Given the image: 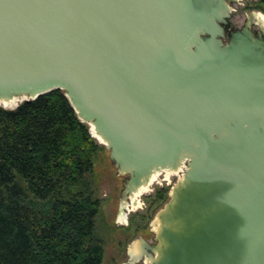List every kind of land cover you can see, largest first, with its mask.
<instances>
[{
    "label": "water",
    "instance_id": "obj_1",
    "mask_svg": "<svg viewBox=\"0 0 264 264\" xmlns=\"http://www.w3.org/2000/svg\"><path fill=\"white\" fill-rule=\"evenodd\" d=\"M238 2L0 0V106L62 90L122 202L181 173L150 264H264V25L227 32Z\"/></svg>",
    "mask_w": 264,
    "mask_h": 264
},
{
    "label": "trees",
    "instance_id": "obj_2",
    "mask_svg": "<svg viewBox=\"0 0 264 264\" xmlns=\"http://www.w3.org/2000/svg\"><path fill=\"white\" fill-rule=\"evenodd\" d=\"M90 128L60 89L0 106V264H104Z\"/></svg>",
    "mask_w": 264,
    "mask_h": 264
},
{
    "label": "rangeland",
    "instance_id": "obj_3",
    "mask_svg": "<svg viewBox=\"0 0 264 264\" xmlns=\"http://www.w3.org/2000/svg\"><path fill=\"white\" fill-rule=\"evenodd\" d=\"M258 1L259 0H242L239 4L234 5L233 7L235 10L232 12V16L229 19L228 27L226 28L227 32L240 29L249 12L260 13L264 16V14L255 7ZM258 29V25H254V31L257 32ZM16 102L17 100L13 102L14 104L4 103L5 105L1 104V107L5 109H15L23 101L18 100V102ZM90 131L93 133L92 128H90ZM96 141L100 146L104 147L95 164V172L98 176V197L102 203V215L99 218L97 228L99 234L106 241L104 264H126L128 261L126 252L131 254L132 249L137 246L131 230L132 223L135 226L140 225V222L142 221L140 215L143 210H136L138 205H134V207H130L131 211H129L128 205H125L124 207L120 205L123 184L127 177L118 174L114 164L110 160L108 149L102 141L97 138ZM164 176L167 175L165 174ZM180 176L181 173H173L172 175L167 176L166 179H168L165 181L164 177L160 174L154 180L153 185L150 184V190H147L146 193H153L155 190L163 187H166L171 191ZM168 200L169 196L164 195L161 199V203L151 211L152 223L156 218L158 211L164 207ZM122 214H126L128 217L127 220L125 218L124 221H119V216ZM129 221L131 223L130 227L128 226Z\"/></svg>",
    "mask_w": 264,
    "mask_h": 264
},
{
    "label": "flooded vegetation",
    "instance_id": "obj_4",
    "mask_svg": "<svg viewBox=\"0 0 264 264\" xmlns=\"http://www.w3.org/2000/svg\"><path fill=\"white\" fill-rule=\"evenodd\" d=\"M240 1H242V0H239V2ZM239 2L232 4V7L236 4H239ZM234 10L235 9L233 7V11ZM227 27H228V25L226 26V28ZM165 174H166V172L161 173V175L164 177V180L167 181L166 176H164ZM126 179H125V181H126ZM165 189H168V188L163 187V188H160L158 190H155L153 193H146L147 192L146 191L144 194H142V196L139 197L140 198L139 200L136 199L135 205H138L136 207V210H143V212L140 215L142 221L140 222V225H138V226H135L132 223L131 230H132L133 237L136 240L137 247L139 249L133 255H132V251H131V254L126 252L127 257H128V261L126 262V264H130V260H134V264H143L145 259H146V253H148V251H149V247H151L155 243V234L153 233V230H152L153 227H152V221H151L152 220L151 211L155 207H157V205L159 203H161V199L164 196ZM169 191H170V189H169ZM169 191L166 194L167 196H169ZM131 200H132V198H129L127 200V202H122V200H121L120 205L121 206L123 205V207L125 205L129 206L131 203ZM125 218L127 220L128 217L125 216ZM129 219L132 220L131 218H129ZM130 225H131V223L129 221L128 226L130 227Z\"/></svg>",
    "mask_w": 264,
    "mask_h": 264
},
{
    "label": "bare ground",
    "instance_id": "obj_5",
    "mask_svg": "<svg viewBox=\"0 0 264 264\" xmlns=\"http://www.w3.org/2000/svg\"><path fill=\"white\" fill-rule=\"evenodd\" d=\"M258 19L262 22V24L264 25V16L263 15H258ZM23 101V100H22ZM17 102H18V100H17ZM16 102V103H17ZM13 103V102H12ZM14 104V103H13ZM5 105V104H4ZM166 172V175L167 176H169V175H172L173 173L171 172V171H165ZM162 173V172H158V173H156V174H154L153 176H152V178H151V180H150V184L151 185H153V182H154V180L156 179V177L158 176V175H160V174ZM166 176V177H167ZM168 179V178H167ZM150 184H149V186H150ZM149 186H144V187H142L136 194H135V196L132 198V200H131V205H129L128 206V209H129V211H130V207L132 206V207H134V205H135V203H136V199H139L138 197H140V196H142V194H144L147 190H150L149 189ZM127 202V201H126ZM123 206V205H122ZM127 208V207H126ZM125 216H126V214H122V215H120L119 216V221H124L125 220ZM126 222V221H125ZM143 242V241H142ZM144 246V245H143ZM142 247V246H141ZM138 247L136 246L135 248H133L132 249V255L134 254V253H136L137 251H138ZM141 250V249H140ZM138 254V253H137Z\"/></svg>",
    "mask_w": 264,
    "mask_h": 264
},
{
    "label": "clouds",
    "instance_id": "obj_6",
    "mask_svg": "<svg viewBox=\"0 0 264 264\" xmlns=\"http://www.w3.org/2000/svg\"><path fill=\"white\" fill-rule=\"evenodd\" d=\"M130 264H134V260H130ZM144 264H150L149 260H145Z\"/></svg>",
    "mask_w": 264,
    "mask_h": 264
}]
</instances>
